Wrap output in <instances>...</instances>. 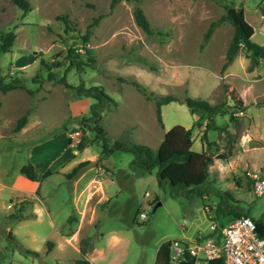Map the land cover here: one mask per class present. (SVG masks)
Listing matches in <instances>:
<instances>
[{"label": "rangeland", "instance_id": "obj_1", "mask_svg": "<svg viewBox=\"0 0 264 264\" xmlns=\"http://www.w3.org/2000/svg\"><path fill=\"white\" fill-rule=\"evenodd\" d=\"M28 1L24 11L15 0H0V33L16 32L12 49L0 54V79L22 78L36 90L33 95L24 88L0 90V264H154L163 241L193 240L212 224L228 221L232 214L216 211L221 200L264 218V195H256L248 179L258 173L255 165L264 170V59L249 69L241 49L223 68L234 34L228 20L201 46L210 24L227 8L240 7L255 28L253 40L264 46V0H118L113 8L112 0ZM135 6L165 32L148 34L139 27ZM70 47L83 58L92 50L93 66L67 70ZM53 62L58 78L66 75L71 85L82 80L86 86L101 85L115 99L102 120L111 140L154 149L176 124L194 126L193 149L202 148L205 119L192 115L182 102L186 96L225 106L242 100L245 109L235 113L237 124L229 113L216 118L232 132L231 144L226 131H208L214 143L206 147L214 162L204 186L210 193L173 197L169 186L158 184L155 171L139 176L130 166L132 153L116 150L103 158L101 144L80 127L92 99L57 80L43 79L41 86L34 81L35 75L47 78V64ZM133 81L154 97L178 98L162 105L163 124L155 100ZM24 115L27 122L17 129ZM76 130L79 139L72 137ZM222 154L229 155L219 158ZM68 158L70 164L40 182L21 172L29 161L55 168ZM81 162L85 165L75 173ZM21 212L22 217H12ZM82 242L91 246L86 254Z\"/></svg>", "mask_w": 264, "mask_h": 264}, {"label": "trees", "instance_id": "obj_2", "mask_svg": "<svg viewBox=\"0 0 264 264\" xmlns=\"http://www.w3.org/2000/svg\"><path fill=\"white\" fill-rule=\"evenodd\" d=\"M17 4L28 11L30 3L28 0H15ZM118 0H112L110 7L113 8ZM138 2L140 0H128ZM134 18L136 24L141 27L148 34L162 35L165 31L161 28L152 26L150 20L145 14L141 6H135ZM67 24L68 20L66 16L62 17ZM99 17L94 19V23L98 22ZM230 21L234 26V34L228 46L226 52V61L223 64V68H226L234 59L239 50L244 49L247 57L250 60L249 69H253L257 66L261 60L264 59V46L253 40L255 33L254 26L246 19L245 11L240 8H227L226 12L222 14L217 20L213 21L206 30L202 42V47L209 40L215 27L224 21ZM89 29L87 33H89ZM16 38V32L8 31L0 33V54L10 51ZM85 41H88V34L85 35ZM87 58H83V54L78 52L75 47H70L67 50L66 59L69 61L67 70L76 68L79 72H83L86 67H92L94 62V56L92 50H86ZM61 66L62 64H58ZM55 63L47 64L48 75L47 78L35 75L33 78L35 82L40 83L41 86L43 79L57 80L63 83L67 87L73 88L78 96L88 97L92 99L89 105L88 113L81 117L80 127L90 131L94 136V140L101 144V156L103 158L109 157L114 151L130 152L134 155V158L130 162V166L133 167L139 176L151 174L156 172L158 184L160 186H169L172 190V196L184 195L186 197H201L204 198L210 193V190L204 186L208 181L209 167L214 162V156L208 152V146L210 147L214 142L209 139V130H223L230 136L229 143L233 140L232 132L224 125L217 122V116H224L230 114L231 121L237 124L238 118L235 113L243 111L245 106L242 100H238L236 106H225V102H221L216 105H212L210 102L204 99H197L191 96H186L183 99V103L187 105L192 115H200V118L205 119V128L201 134L200 140L202 143V150L197 151L193 149V129L194 126L186 127L182 124H176L169 129L163 141L160 145L154 149L151 146L133 141H122L119 139L111 140L108 131L102 125L103 111L109 106H116V101L111 97L105 88L101 85L86 86L82 80L78 85H71L66 78V75L58 78L53 71ZM136 88L143 93L147 98H153L156 103V113L158 120L162 122L161 107L171 101L178 100L173 95H165L154 97L152 94H148L144 86L133 81ZM16 88H24L31 95L35 93V89L26 85V82L22 78H13L8 82L0 79V90L8 91ZM235 107L237 111L233 112L230 109ZM27 122V115L22 116L17 124V129H21ZM207 146V147H206ZM232 147H230L229 153H232ZM229 154L219 155V158H227ZM83 162L79 163L73 168L76 173L82 166ZM21 172L32 181L40 182L53 173L51 169H47L44 173H39L34 164L29 161L21 167ZM38 192L40 189L38 188ZM226 193V192H225ZM218 195H222V192H218ZM223 198V197H222ZM231 205V206H230ZM223 203L219 201L216 207V211L221 215H250L249 212H245L241 209H234L232 204ZM24 214L21 212L19 215L13 214L12 217H22ZM251 216V215H250ZM252 217V216H251ZM253 218V217H252ZM258 226V232L264 236V218H253ZM174 239H167L163 241L156 252L154 264H176L172 261L171 246ZM91 249L87 243L82 242L80 251L82 254H86ZM26 252L38 255L36 250L27 249ZM179 264H195L192 257ZM208 264H223L222 259L211 260Z\"/></svg>", "mask_w": 264, "mask_h": 264}, {"label": "built area", "instance_id": "obj_3", "mask_svg": "<svg viewBox=\"0 0 264 264\" xmlns=\"http://www.w3.org/2000/svg\"><path fill=\"white\" fill-rule=\"evenodd\" d=\"M80 135V130L72 133L74 139ZM251 176L253 192L264 195V175L253 173ZM171 250L176 264L189 257L195 264H208L219 258L223 264H264V236L259 234L250 215L232 216L226 222L212 224L208 233L193 240L174 239Z\"/></svg>", "mask_w": 264, "mask_h": 264}, {"label": "crops", "instance_id": "obj_4", "mask_svg": "<svg viewBox=\"0 0 264 264\" xmlns=\"http://www.w3.org/2000/svg\"><path fill=\"white\" fill-rule=\"evenodd\" d=\"M202 150V148L200 149V150H198V151H201ZM71 159H67V160H65V161H62V162H58V164H57V166L55 167V168H52V167H44V165H43V163H35V162H33L32 161V163L34 164V166H35V169L39 172V171H41V169L44 167V169L46 168V169H51L52 171H54L55 169H59V168H63L64 166H66V165H68V164H70V161ZM254 168L255 169H259V171H258V173H260V174H262V175H264V170H263V168H261V167H259V166H254ZM43 170V169H42ZM242 173V172H241ZM248 173H249V171H248ZM248 179H252L251 177L249 178L248 177ZM237 182V185L239 186V187H243V182L240 180V178L239 177H237L236 179H235Z\"/></svg>", "mask_w": 264, "mask_h": 264}]
</instances>
